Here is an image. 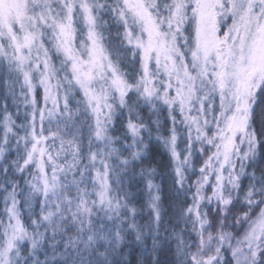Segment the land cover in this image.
Returning a JSON list of instances; mask_svg holds the SVG:
<instances>
[{
  "label": "snow or ice",
  "instance_id": "6c2138e0",
  "mask_svg": "<svg viewBox=\"0 0 264 264\" xmlns=\"http://www.w3.org/2000/svg\"><path fill=\"white\" fill-rule=\"evenodd\" d=\"M260 162L264 0H0V264H264Z\"/></svg>",
  "mask_w": 264,
  "mask_h": 264
},
{
  "label": "trees",
  "instance_id": "16d2710c",
  "mask_svg": "<svg viewBox=\"0 0 264 264\" xmlns=\"http://www.w3.org/2000/svg\"><path fill=\"white\" fill-rule=\"evenodd\" d=\"M11 110V109H10ZM155 156V162L163 168L167 165L168 157L164 152L163 148L156 145L153 149ZM258 167H264V162H260ZM245 183H247L245 181ZM133 191L136 193L137 202L146 200V194L143 191V184L141 183L138 188H134ZM167 197V189L163 193ZM144 219L141 220V223ZM127 243L123 246L124 255L119 257V259L126 262V264H148L149 257L146 255L144 247L141 244L134 242L133 236L129 235L127 238ZM145 244L151 247V239L145 240ZM174 241H170L167 246L163 247L158 253L159 264H175V254H174ZM227 255V254H226Z\"/></svg>",
  "mask_w": 264,
  "mask_h": 264
},
{
  "label": "rangeland",
  "instance_id": "374dc122",
  "mask_svg": "<svg viewBox=\"0 0 264 264\" xmlns=\"http://www.w3.org/2000/svg\"><path fill=\"white\" fill-rule=\"evenodd\" d=\"M143 191H145L144 193L146 194V198H147V192L146 190H144V187H143ZM145 219H146V215H145Z\"/></svg>",
  "mask_w": 264,
  "mask_h": 264
}]
</instances>
